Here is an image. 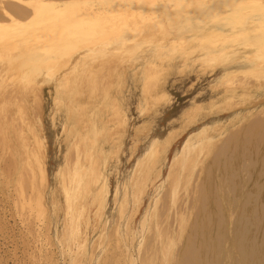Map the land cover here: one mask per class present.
I'll return each mask as SVG.
<instances>
[{
  "label": "rangeland",
  "instance_id": "rangeland-1",
  "mask_svg": "<svg viewBox=\"0 0 264 264\" xmlns=\"http://www.w3.org/2000/svg\"><path fill=\"white\" fill-rule=\"evenodd\" d=\"M119 1L116 0L115 4L119 3L127 10L131 0ZM154 1L155 5L161 3L158 0H141L139 6H142L144 16L141 19L144 20L140 22L133 21L135 10L122 12L127 16L122 21H126L127 28L132 26L128 29L129 35H126L128 46L118 48L119 51L99 46L97 55L78 63L74 71L69 66L71 73L66 74V78L63 75L68 66L64 58L56 63L41 64L37 69L23 66V71L17 68L14 71L13 67L14 73L11 70L8 72L9 69L0 73L1 76L6 74L11 77L7 76V81L2 80L6 76L0 77V86L2 81L7 86L3 84L2 89L7 91L2 92L16 89L14 92H23L26 96L22 102L24 105H21L23 108L12 104V101L8 105L4 103L3 106L8 109L2 106L5 112L0 111V133H4V136L0 134V264H142L149 243L160 248L162 238L157 236L163 230L164 236L168 232V236L172 237L174 253L166 264H174L198 224L205 227L206 234L213 231L214 240L226 231L230 235L243 233V244L250 254L254 253L249 257L248 264H260L264 257V62L261 63L264 53L261 54L258 47L250 46L244 53L230 58L227 66L214 69V63H207L200 49H195L198 42H191L188 49L179 45L182 44L181 37H187L188 33L181 36L177 27L168 25L166 20L161 22L163 19L154 18ZM230 1L235 4V0ZM263 1L250 0L247 5L237 7L239 18L233 27L226 29L230 36L236 38L229 46L246 42L253 45L244 37L261 33L263 17L259 12V15H253L249 6L257 2L262 4ZM148 3L150 7L152 4L151 8ZM208 8L204 16L199 12L198 16L190 19L194 26L201 25L203 21L210 24L208 29L211 31L216 28L211 24L214 16ZM190 13L196 14L192 6L186 14ZM149 20L153 24L152 29L149 28L152 26ZM148 23L149 26L146 25ZM137 24H141L140 29ZM142 27L150 31L145 29L146 32H142L146 35L144 37L140 36ZM135 28L139 30L140 40L138 34L134 36L137 33ZM171 35L178 41L175 47H171ZM258 52L260 54L255 56ZM74 53L75 58L77 53ZM250 54L254 55L252 62H238L242 56L248 55L250 59ZM108 66L114 70L111 72ZM226 72L231 74L225 77ZM84 77L87 82H84ZM80 82H84L86 87ZM19 109L24 114L18 117ZM20 117H23L24 124L22 121L18 123ZM85 125L88 129L84 128ZM21 126L23 137H20V128L17 129ZM2 127L7 130L2 131ZM31 127L37 139L43 141L48 156V206L44 218L36 217L35 221L31 217L22 222L24 212L18 206L20 202L14 203L17 200L14 197L15 182L24 164V143L29 141L30 148L35 145ZM84 134L87 137L83 140ZM169 138L172 139L167 143ZM76 140L78 145H82L80 147L91 151L96 144L103 145L104 152L94 155L102 164L110 185L106 207L97 222L96 209H92L93 225L88 231L86 246L78 237L68 235L65 199L58 191V173L64 169L67 158L73 156L72 142ZM155 144L159 146L156 161V157L150 159L147 156ZM163 144H166L164 148ZM185 147L195 150L191 151L181 167L179 159ZM217 151L224 154L217 157ZM11 161L15 164L12 171ZM152 161H155L154 166ZM9 175L11 177L8 178ZM173 176L180 178L174 198L171 192ZM55 195L60 200L58 205L52 203ZM19 210L23 214L21 218ZM219 210H222V224L219 223ZM210 213L213 214L211 223L208 221ZM226 247L231 249L228 244ZM231 253L230 264H238V251L232 249ZM160 254H155V264H159Z\"/></svg>",
  "mask_w": 264,
  "mask_h": 264
},
{
  "label": "bare ground",
  "instance_id": "bare-ground-1",
  "mask_svg": "<svg viewBox=\"0 0 264 264\" xmlns=\"http://www.w3.org/2000/svg\"><path fill=\"white\" fill-rule=\"evenodd\" d=\"M115 1L116 0H0V73H2V72L4 73V71H6L8 69H9L8 72H10V70H11V72H13L12 71V69H14L13 67H15L14 71L16 70V68L21 69L23 71V68H24L23 66H30L33 69L34 68L37 69V68H39V65H41V64L46 65L47 63L48 64L56 63L60 59L64 58L65 65L68 66V69L66 70L65 74L63 75L65 77V75L68 74L70 72V70L74 71V69H76V65L78 63L83 62L88 57L91 58V56L93 57V56L97 55V51H98L97 48L101 45H104L109 49L112 48L114 51H119L122 47L124 48V46H126V45L128 46V44H127L128 39H126V35H129L128 29L132 26L129 25V28H127L126 21L125 22L122 21L125 17H127V16H124V13L122 14V12L130 11V10H133V12H134V10H135V12L132 15L133 19H135V20H133L134 23H135V21L137 23V21L140 22V20H144V18L141 19L142 16H144V15H142V12H141L142 6L141 5L139 6L141 0H131L129 7L126 8L127 10H124V7L121 4L119 5V3H117V5H116ZM132 1H134V2H132ZM158 1L161 2L159 5L158 4L155 5V1L153 2L154 7L156 8L154 10V11H156L155 16L153 15L154 18L156 17L160 20L163 19V20H161V22L166 20V21H168V25H171L173 27H177V29H179L178 32H179V34H181V36L184 33H188L187 37L186 36L181 37L180 41L182 42V44H179V45L180 46L183 45L184 49H188L191 42H194V43L198 42L199 44L195 49H200L199 51L201 52V56L204 57V59L207 61V63L208 62H210L209 64L214 63V66H213L214 69L216 67L220 68L223 66H227L226 63L228 60H230V58L232 59L234 57H237L238 54L244 53V50L250 46H256V47H258L257 49L259 50V52L261 54L264 53V3L261 4V3L257 2L252 6L248 5L249 8L253 10V15H255V14L259 15L260 14V16L263 17V18H261V20H262L261 22H263L262 23L263 28L261 29V33L257 34L256 36H252V37H246V36L244 37L243 36L245 39L247 38L248 40L253 42V45L247 44V42H246L244 44L238 43L236 45L229 46L230 42H232L236 38L234 36H230L228 34V32L226 31V29L230 26L233 27L234 22H237L239 15H240V13L237 11V7H239L241 5H247V3H248L247 1L250 2V0H235L234 5H232L230 3L231 2L230 0H197L195 3L193 2L194 0L193 1L192 0H165V1L164 0H158ZM150 3H152V2H150ZM146 4H147V2H146ZM152 4H151V7H152ZM144 6H146V5H144ZM148 6H149V3H148ZM191 6L193 8V11L196 10V14L191 15V13H190V15H187L186 14L187 10ZM207 8L213 13L212 16H214V20L211 24H212V26H214L216 28L215 30L213 29L210 31L208 29L210 24L204 23V21L202 22L201 25L194 26L193 22L190 19V18H193L194 16H198L199 12L201 14H203V16H204V13H205L204 11H206ZM143 9H145V8H143ZM146 9H147V7H146ZM149 11H150V13H152L151 9H149ZM258 12H259V14H258ZM151 18H152V14H151ZM145 19H147V18H145ZM150 20H149V22L151 23ZM156 21H158V20H156ZM146 22H148V21H146ZM141 23H143V22H141ZM150 23H148L146 25L149 26ZM153 23H155V22H153ZM200 23H201V21H200ZM200 23H197V24H200ZM243 23H244V21H243ZM138 24H137V26H139V29H140L141 24L140 25H138ZM235 24H237V23H235ZM142 25H144V24H142ZM146 25H145V27H147ZM151 25L152 26H149V28L150 27L153 28L152 23H151ZM155 26L158 27V26H160V24L155 25ZM162 26L165 27L166 25H161V27ZM238 26H240V25H238ZM259 27L260 26H258V28ZM152 28H150V29H152ZM135 29H136V32L139 31L137 28H135ZM142 29H144V30L146 29L148 31V28L142 27L140 30L141 31L140 36L144 37L145 34L142 35V32L144 33V32H146V30L142 31ZM154 29H155V27H154ZM131 30H132V28H131ZM133 31H134V29H133ZM148 32H150V31H148ZM113 34H115V35H113ZM132 34H134V33H132ZM137 34H138V32L135 33L134 36H137ZM147 35L149 36L150 33ZM110 36H112V37L109 38ZM145 38H146V40H148L147 37H145ZM150 38H152V37H150ZM170 38H171L170 39L171 47H175L176 45H178V41H175V39H174V37H172V35L170 36ZM134 40H133V43L135 42ZM138 40H140L139 34H138ZM159 41H161V40H159ZM219 43H221L220 46H219ZM110 45H111V47H108ZM133 46L134 45H132V48H133ZM118 48H120V49H118ZM74 52L77 53L76 54L77 56L75 58H74V56H75ZM259 52L257 54H254V55L257 56L258 54H260ZM250 55H251L250 59H249L248 55L242 56V57L238 58V62L239 61H245V60H249L248 62H250V60L253 58L252 56H254L253 54H250ZM148 56L149 55L147 54L146 58ZM146 58H144V60H147ZM251 62H252V60H251ZM262 62H264V59H263V61H261V63ZM252 64H254V62ZM261 67H263V66H261ZM69 68H70V70H69ZM33 69H31V70H33ZM104 69H105V67H104ZM104 69H103V72H105ZM109 69H110V67H109ZM112 69L114 70V68L110 69L111 72H112ZM70 73H69V75H70ZM229 74H231V73L226 72L225 77H227ZM2 75L6 76V74H2ZM69 75H67V77ZM87 75H88V73H87ZM4 76H1V74H0V77H4ZM7 76L4 77L2 80L7 81V79L9 78V76H8V78H7ZM98 77H99V75H98ZM5 78H7V79H5ZM100 78H101V76H100ZM110 78H111V76H110ZM9 79H11V77ZM80 79L81 78H79V80ZM88 79H89V77H88ZM107 80H109L108 77H107ZM4 81H2L3 83H1L2 86L5 85ZM82 81H84V80H82ZM87 81L85 78L84 82H87ZM84 82H82V83H84ZM2 86H0L1 87L0 91L1 90L7 91V89H5V90L2 89ZM59 86H60V84H59ZM102 86H104V83H102ZM106 86L108 87V84ZM5 87H7V86L5 85ZM84 87H86L85 83H84ZM17 89H20V87H18ZM8 90H9V87H8ZM9 91L10 92H2V91L0 92V106L2 107L4 105V103L10 104L12 101H13L12 104H16L17 106H21V105L23 106L24 105L23 103H24L25 98H26V96L24 97L25 94L23 95V92H14V91L11 92V90H9ZM36 101H39V100H36ZM37 103H39V102H37ZM37 103H35V106ZM7 105H6V107H7ZM26 105H27V103H26ZM12 106H15V105H12ZM22 106H21V108H23ZM3 107H2V109H0V111L3 110ZM9 107H10V105H9ZM26 107H27V109L29 108L28 106H26ZM38 107H39V105H38ZM15 108H16V106H15ZM36 108L34 110L36 111V113H38ZM4 109H5V107H4ZM6 109H8V108H6ZM5 110H3V111L5 112ZM13 110L14 109H12V112H13ZM16 110H18V109H16ZM19 111L17 112L18 117L21 114H24V113H21V109H19ZM4 112H3V114H4ZM36 113L34 114V116H36ZM7 114L8 113H6L5 115L7 116ZM115 114H116V112H115ZM262 115H263V113H262ZM11 117H13V116H11ZM23 117L18 118V120H19L18 123L20 121H22V123H23ZM257 117H255V118H257ZM15 119H17V118H15ZM262 119H263V117H262ZM1 121H4V120H1ZM31 122H33V121H31ZM255 122H256V120H255ZM20 124H21V122H20ZM253 124H256V123H253ZM1 125L3 126V124H1ZM37 125H38V123H37ZM260 126H261V122H260L259 127ZM4 127H6V126H4ZM18 128H20L21 134L20 133H18V134H20V137H21L24 134V133H22L23 128H22V126L17 127V129ZM84 128L86 129L87 126L85 125ZM12 129L14 132L15 131L14 127H12ZM29 129L32 132L31 135L32 136L35 135L34 131L32 130V127ZM64 129H65V127H64ZM5 130H7V129H5ZM5 130H3V127H2V131L5 132ZM25 131H26V129H25ZM30 131H29V133H30ZM39 132H41V130H39ZM247 132H250V131L247 130ZM26 133H27V131H26ZM0 134H2V133H0ZM245 135H246V133H245ZM5 136H6V134H5ZM23 136H25V135H23ZM35 136H33V139H35L34 140L35 145L33 148L29 147V145H28L29 141L26 140V142H25L26 137L24 138V142H25L24 145H26V146H24V153H25L24 154L25 158H23L24 164H23V162L21 163V164H23V167H22V169L19 167V169H21V172H20L18 180H16V182H15V183H17L15 185V187L17 186V188H16V193L14 192L16 194V195H14V197L15 196L17 197V193H18L19 198L15 197V199H17V200H15L16 202H14V203L16 204V203L20 202V204H18V206H19V208L21 207L20 209L22 210V212H24V215H23L20 213V210H19V213H20L19 217L21 218V215H23V217H22L23 221L22 222H24L25 220L28 221L29 219H31V217H34L35 221H36V217L40 218L42 216V218H44L43 216H45L46 211H47V206H48L47 205V197H46L47 191H48L47 187H48V179H49L48 169H47V157L48 156H46V147H45L43 141H41V139H37V136L36 137ZM86 137H87V134H84L82 136V139L84 140ZM1 138L4 142V138L2 136H1ZM172 138H173V136H172ZM172 138H169V141L167 143H170ZM82 139H80V141ZM227 139H229V137ZM247 139H245V140H247ZM258 140H260V139H258ZM76 141L72 142V149L74 151L71 150V154L73 156L70 155L67 158L64 169L62 168L58 173V175L60 177V179H59V190L58 191L63 194L64 199H65V215H66V219H67V227L69 228L68 235L71 234L73 238L78 237L82 241L84 246H86V243L88 240V233H89L88 231L91 229V227L93 225V218H92L93 210L92 209H93V207L96 209V212H95L96 221L95 222H97L98 218L101 219L102 211L106 207L107 195L109 193V186L110 185L108 183L107 177L104 175V171L102 169V164H100L98 162V160L95 159V155H94V153L99 154V152L100 153L104 152L103 145L96 144L97 146H94L92 148V151H91V150H87L85 147H83V148L80 147L82 145H78L79 142L78 141L76 142ZM163 145H164L163 146V148H164L166 144H163ZM3 147H4V145H3ZM25 147H26V149H25ZM158 147L159 146L157 144H155L151 147L150 152L147 154V156L150 159L153 157H156L154 159L155 161L158 159V154H159ZM255 149H256V147H255ZM194 150L195 149H193L191 147H185L183 149V151L180 155L181 157L179 159V162L182 163L181 167L186 163L185 161H187V159L189 158V154L191 153V151L193 152ZM162 151H164V150L162 149ZM222 153L218 154V151H217L216 156L219 157ZM189 160L191 161V158ZM155 161H152L153 162L152 166H154ZM248 163H249V161H248ZM14 167H15V164H14V162L11 161V170L10 171H12V169ZM8 168H9V166H8ZM9 177H11V175H9L8 178ZM173 178H174V180H173V186L174 187H172L173 191H171L172 192V198H174L173 195L175 196V194H177V190H178L177 187L179 186V179H180L178 176H176V177L173 176ZM144 180H146V178H144ZM8 183H9V179L6 180V184H8ZM193 184H195V182ZM15 187L13 186V188H15ZM192 187L195 188V186H192ZM27 189L29 190V192ZM191 194H192V192H191ZM250 195H252V194H250ZM166 196H167V194H166ZM18 199H20V200H18ZM17 201H19V202H17ZM59 201L60 200H59L58 196H56V195L53 196L52 203L54 205H58ZM191 201L192 200H190V202ZM15 204H14V206H15ZM167 204H168V199H167L166 205ZM203 207H204V205H203ZM15 208H16V206H15ZM50 208H51V206H50ZM204 210H205V208H204ZM196 211H197V209H196ZM17 212H18V210H17ZM230 214L232 215V213H230ZM196 215H197V212H196ZM196 215H195V217L197 218ZM212 215L213 214H211V213L208 214V216H209L208 221L210 223L213 220ZM254 216H256V215H254ZM222 218H223V216H222V210H221L220 211V218H219L220 224H222V222H223V220H221ZM160 221H161V219H160ZM210 226H208V227H210ZM204 228L205 227H203L202 225H199V224L196 227L194 226V228L192 230L193 235H191V237H189V238L186 237L188 240L186 241V244H185V250L181 254L178 255L177 260L175 259L176 261L174 264H230V257L232 254L231 253L232 249L237 250L239 255H240V260H239L238 264H248L249 257H251V255L254 253L252 252L250 254V252L247 251L245 245L243 244V242H244L243 233L242 234L236 233V234H233L234 235L233 236V235L228 234V232L226 231L223 234H218L216 239L214 240L213 234H212L213 231L210 230L206 234V231ZM245 229L246 228L244 226V230ZM170 231H171V229H170ZM164 233L165 232L163 230L157 236V238H162L161 243H160L161 244L160 248H155L154 245H152V242L151 243L147 242V243H149V245L147 247L146 253L143 256L144 259L142 261V264H155L154 263L155 261L153 262V260L156 256L155 254L157 252H161V254H160L161 260H160L159 264L169 263L170 259L174 255L172 237L168 236L169 235L168 232H167V236L165 235L166 236L165 237L163 235ZM152 238H153V235H152ZM35 242H36V240H35ZM83 244L81 247H83ZM226 244H228L229 247L231 246V249H228L226 247ZM157 246H158V244H157ZM178 249H179V247H178ZM144 250H145V248H144ZM177 251H175V252H177ZM211 255H213V259L211 258ZM204 256H208V257L204 258ZM115 263H116V261H115ZM260 264H264V257L263 256L260 260Z\"/></svg>",
  "mask_w": 264,
  "mask_h": 264
}]
</instances>
